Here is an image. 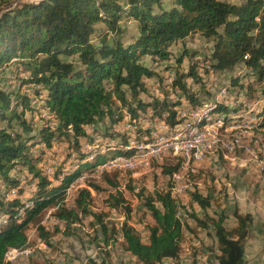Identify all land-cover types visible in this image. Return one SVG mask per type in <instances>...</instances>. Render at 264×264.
<instances>
[{
  "label": "trees",
  "instance_id": "trees-1",
  "mask_svg": "<svg viewBox=\"0 0 264 264\" xmlns=\"http://www.w3.org/2000/svg\"><path fill=\"white\" fill-rule=\"evenodd\" d=\"M124 18H131L137 30L127 44L121 40ZM97 24L104 25L98 34ZM194 33L211 42V50L200 62L192 55L190 66L181 71L182 58L187 54L184 48L185 52L175 59L171 92L177 95L180 91L188 103L199 106L186 81L200 80L197 71L201 65L209 75L243 64L244 78L237 75L231 79V87H237L232 92L235 107L216 103L210 108L237 112L248 102L262 99L252 115L254 129L263 130L264 0H36L0 12V75L7 81L6 85L0 83V123L6 122L0 126V216L6 217V223L0 226V264H13L6 259L8 252L27 246L26 230L31 224L35 225L39 239L49 246L53 236L59 232L70 234L71 226L81 216L91 214L90 189L101 187L89 182V187L78 189L70 208L63 203L67 188L84 173L95 172L106 159L137 152L138 145L128 149L125 145L129 136L139 142L143 134L151 133V128H143L148 115L161 118L165 113L161 118L165 123L171 127L177 124L175 107L180 103L166 97H154L151 101L140 97L147 91V78L159 77L155 67L143 64L142 59L149 56L154 63L167 61L172 45L184 42ZM24 86L27 88L23 90ZM240 93L244 96L242 101ZM37 101H42L40 109L35 106ZM41 111H47V115ZM35 112L40 115L38 124L31 123L26 116ZM127 116L129 125L139 127L132 134H121L124 143L117 144L111 157L107 152L100 154L101 134L108 135V131L97 134L87 128L105 117L111 124L125 123ZM83 142L90 150L83 148ZM59 143L70 146L67 154L73 164L70 168L55 167L51 178L45 173L47 163L43 155L45 151L52 154L54 145ZM32 148L36 152L32 153ZM171 160L158 165L161 173L170 178L184 165L182 156ZM21 166L26 168L23 174ZM118 175V170L103 171L100 177L117 188ZM23 181L35 185L26 199L19 195ZM127 187L131 189L130 184ZM190 195L191 203L201 209L210 205L208 196L199 191ZM109 198L113 200L109 203L112 207L124 201L119 190L110 193ZM26 202L31 203L27 206ZM144 207L152 219L145 226L147 242L142 241L127 219L109 234L103 216L96 215L104 243L108 245L120 236L124 250L135 257L134 264H166V259L168 264H182L179 253L183 222L171 192L157 191L154 196H146ZM49 208H54L51 215L63 224V230L58 224L53 231L41 224V214ZM233 215L237 223L231 229L225 227L222 214L208 218L217 242L216 264L246 263L245 244L253 216L236 210ZM189 216L204 224L196 214ZM88 261L107 264L105 259Z\"/></svg>",
  "mask_w": 264,
  "mask_h": 264
},
{
  "label": "rangeland",
  "instance_id": "rangeland-1",
  "mask_svg": "<svg viewBox=\"0 0 264 264\" xmlns=\"http://www.w3.org/2000/svg\"><path fill=\"white\" fill-rule=\"evenodd\" d=\"M34 1L36 0H0V12L6 7ZM225 1L240 2L241 0ZM121 24L124 30L121 40L127 44L136 35V25L131 18H124ZM103 26L102 24L96 25V34ZM96 34L92 36L95 41ZM184 48L187 54L182 58L181 71H186L190 66L193 61L192 55H196L193 59L199 62L203 60L211 50V42H208L199 33H194L186 38L184 42L172 45V55L167 61L154 63L149 56L143 57V64L155 67L154 69H156L159 77L147 78V91L142 93L140 97L146 101H151L154 97L159 99L166 97L180 103L175 107L176 118H179L180 108H183L184 113H192L196 107L201 106L202 112L195 114L188 123H181L180 134H173V129H168L171 126L168 125L167 127V123L163 120L164 118L161 119L165 116V113L161 118L159 116L151 118L148 115V118H145L147 121L143 123V128L155 125V127L153 126L154 128L152 127L155 130L153 142H158L157 140L160 137L182 135L194 124L198 128L203 127L202 132L207 133V136L214 135L218 140L217 143L204 151V158L202 159L198 157L183 158L184 165L188 166H183L178 176L174 179V184L169 175L165 176L161 173V168L158 166L166 160L170 161L179 156L172 149L163 150L161 154L154 156L151 161L143 163L133 162V165L131 164L130 166L122 164L123 166L119 167L103 168V171H119L117 188L106 184L98 173H93L83 180L76 179L69 186H73V188L66 195L63 203L67 208L72 207L76 191L80 188L89 187V182H94L101 189L94 190L90 187L92 198L89 210L91 214L81 216V219L71 226L70 234L64 235L59 232L53 236L49 246L39 239L35 225L31 224L26 230L29 237L27 246L21 250H10L6 257L7 260H10L13 264H89L88 260L92 258L98 261L105 259L107 264H134L135 258L124 250L120 236H117L115 241L111 242L110 240L108 245L104 243V237L100 235L101 229L95 216H103V221L108 228L109 234H112V230L119 228L121 223L127 219L129 224L140 234L142 241L147 242L148 236L145 226L147 223H151L152 219L145 212V197L154 196L157 191H170L178 204V214L183 222V237L179 253L182 264H216L217 242L214 228L208 222V218H217L222 214L224 215L225 227L231 229L237 223L233 215L235 210L243 215L250 213L253 216L248 227L249 234L245 244V264H264V129H254L255 119L252 115V111L257 110L259 107L256 109V104L261 103L262 100L250 101L239 108L237 112H220L214 111V109L208 110L209 107H206L207 105L214 107L216 103H224L228 107H235L232 92L236 91L237 87H231V79L237 75L241 79L244 78L246 69L243 64L236 66L230 71L209 74L212 77L207 78L206 85L199 81L195 83L199 85L198 92L200 95L195 94V97L199 100V106L188 103L186 97L180 95V92L174 95L171 92L170 82L174 78V72L177 67L175 59L185 52ZM204 71L205 68L201 65L197 75L201 77ZM0 83L2 85L7 84L2 75H0ZM186 83L191 87V79H188ZM12 88L15 89L16 85L13 84ZM26 88L24 86L23 90ZM209 88L212 89L209 90ZM226 92H230L231 98L229 102H221L226 97ZM243 98L244 96L241 93L239 100L242 101L244 100ZM207 99H209L208 104ZM40 104H42V101L35 102L37 108H39ZM242 109H244V112H239ZM41 114L47 115V111H43V113L41 111ZM26 116L31 123H39L40 115L37 112L33 116L29 114ZM128 118V116L125 117V123L111 124L110 119L105 117L102 121H98L95 125L87 128L90 133L97 132V134H100V132L108 131V135L101 134L103 141L99 144L101 146L100 154L107 152L110 156L115 147L117 148V144L121 146L124 143L121 135L123 132L132 134L136 131L139 125L136 124L134 126L131 124L129 125L130 128H128ZM203 118L204 120H202ZM12 123L19 130L16 121ZM228 124L248 126L223 127ZM4 125H6L5 121L0 123L1 127ZM110 133L112 136H116L110 137ZM132 139L134 137H128L125 148H132L134 145L141 146L140 143H137L138 141ZM139 140H141L139 142L151 141L152 135L151 133L149 135L143 134ZM228 143H232L231 146H228ZM245 147L250 148H246L245 151ZM35 148L31 149L32 153L36 152ZM69 148L70 146L67 143L55 144L54 152L49 154L45 151L43 160L53 168L61 165H64L65 168H70L72 159L67 154ZM83 148L90 150V146L85 142H83ZM134 153H136V150L126 157H130ZM91 158L92 156L89 159ZM171 161L174 163L173 160ZM25 169L24 166H21L22 174ZM129 171L131 172L130 174ZM45 173L53 178L52 174H49V169H45ZM129 176L132 178V182L129 180ZM129 184L131 189L127 187ZM34 190V182L27 183L23 181V191L19 193L20 198L26 199L30 197ZM116 190L123 194L124 201L120 202L116 207H112L109 203L113 200L109 198V194L115 193ZM195 190L210 199V205L205 210L201 209L197 204L191 203L190 192ZM3 192L5 191L3 190ZM12 193L15 194V190ZM12 195L10 194V196ZM30 203L26 202V205L28 206ZM157 206H159L158 203ZM53 209L49 208L41 214V224L50 229V231H53L54 226L58 224L63 230V224L51 215ZM189 213L196 214L204 224L190 217ZM5 223L6 217L0 216V226ZM165 262L168 264L169 260L166 259Z\"/></svg>",
  "mask_w": 264,
  "mask_h": 264
},
{
  "label": "built area",
  "instance_id": "built-area-1",
  "mask_svg": "<svg viewBox=\"0 0 264 264\" xmlns=\"http://www.w3.org/2000/svg\"><path fill=\"white\" fill-rule=\"evenodd\" d=\"M207 76V77H206ZM212 76L207 75L206 72L201 74V80H198L200 83L203 85H206L207 78H210ZM192 84L190 89V93L192 94H199V85L195 84L196 82H193L191 79ZM196 86V87H195ZM212 88H209L211 90ZM180 91H177V93ZM181 93V92H180ZM180 95H183L182 93ZM200 95V94H199ZM241 96V93L239 94V98ZM230 92H226V97L221 100V102H229L230 99ZM207 99V104H208ZM262 100V99H261ZM260 105V103L256 104V109ZM201 107H196L192 113H184L183 108L179 109V118H176L178 120L177 124L173 127H170L168 129H173V134H180V124L181 123H188L189 120L195 115V114H200ZM239 112H244V109L239 110ZM246 112V111H245ZM155 127V125H149V128L152 129V127ZM233 126H241L245 127L248 125H239V124H228L227 128H232ZM153 127V128H154ZM168 127V124H167ZM128 128H130L128 124ZM153 133H155V130L152 129L151 135H152V140L151 141H146L145 142H137L141 144L142 146H149V154L148 155H138V151L135 153V155L130 156L129 158H108L105 160L104 163L99 165L95 172L93 173H98L99 175L103 172V168L105 167H118L119 165L122 164H129L130 162H145V161H151L152 158L156 155H159V150H167V149H162V141H171V136H164V138H161V142H153ZM132 140H136L135 138ZM214 142L211 141V135L210 136H202V128L200 131L196 133H189L188 135H181V141L179 142H173V148L176 149V154H179V156H182L183 158H190V157H198L200 159L204 158V151L208 148H210L213 145ZM232 143H228V146H231ZM86 146V145H85ZM126 146V145H125ZM246 148L250 147H245ZM183 166H188V165H183ZM45 169H49V174H52L54 171V168L46 164ZM92 173V174H93ZM178 173H173L171 176V179L174 180L177 176ZM91 174L84 173L79 177V180H83L87 176ZM73 188V186L69 187V190L67 191V194L70 193V190Z\"/></svg>",
  "mask_w": 264,
  "mask_h": 264
},
{
  "label": "bare ground",
  "instance_id": "bare-ground-1",
  "mask_svg": "<svg viewBox=\"0 0 264 264\" xmlns=\"http://www.w3.org/2000/svg\"><path fill=\"white\" fill-rule=\"evenodd\" d=\"M203 107V106H202ZM206 107H209V109L208 110H211V108H210V106H206ZM193 112V111H192ZM210 113V112H209ZM211 115V114H210ZM211 117V116H210ZM200 118V117H199ZM206 118V117H205ZM202 120H204V118L202 119ZM215 120V119H214ZM201 121V120H200ZM222 121V120H221ZM217 123V122H216ZM205 124H206V122H205ZM210 124H211V122H210ZM202 125H204V124H202ZM201 125V126H202ZM207 125V124H206ZM187 128H188V126H187ZM200 128H203V127H200ZM200 128H198L197 126H194V124L189 128V130H186L185 132H184V134H182V135H188V132L189 133H196V132H198V131H200ZM211 128V127H210ZM205 129V128H204ZM209 130V129H208ZM204 131V130H203ZM182 133V132H181ZM202 136H207V133H203L202 132ZM161 138H164V137H160L157 141L158 142H161ZM179 141H181V135H173V136H171V141H162V149H172L173 148V142H179ZM211 141L212 142H214L213 143V145H215L216 143H217V138L214 136V135H212L211 136ZM212 145V146H213ZM172 150H175L176 151V149H172ZM138 155H148L149 154V146H144L143 148H141V146H138ZM162 151L163 150H159V154H161L162 153ZM165 151V150H164ZM209 151V150H208ZM167 152V151H166ZM167 154V153H166ZM135 155V154H134ZM161 157V156H160ZM119 158V157H118ZM121 158H129V157H126V156H122ZM162 158V157H161ZM133 165V162H130L129 164H125L124 166H130V165ZM119 166H123V165H119ZM118 166V167H119Z\"/></svg>",
  "mask_w": 264,
  "mask_h": 264
},
{
  "label": "crops",
  "instance_id": "crops-1",
  "mask_svg": "<svg viewBox=\"0 0 264 264\" xmlns=\"http://www.w3.org/2000/svg\"><path fill=\"white\" fill-rule=\"evenodd\" d=\"M131 256H132V255H131ZM134 258H135V257H134ZM135 262H136V259H135ZM135 262H134V263H135Z\"/></svg>",
  "mask_w": 264,
  "mask_h": 264
}]
</instances>
